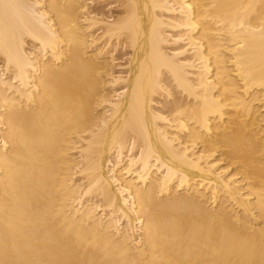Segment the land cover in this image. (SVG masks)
Returning a JSON list of instances; mask_svg holds the SVG:
<instances>
[{
  "label": "bare ground",
  "instance_id": "obj_1",
  "mask_svg": "<svg viewBox=\"0 0 264 264\" xmlns=\"http://www.w3.org/2000/svg\"><path fill=\"white\" fill-rule=\"evenodd\" d=\"M98 2L0 0V264H264V0Z\"/></svg>",
  "mask_w": 264,
  "mask_h": 264
},
{
  "label": "rangeland",
  "instance_id": "obj_2",
  "mask_svg": "<svg viewBox=\"0 0 264 264\" xmlns=\"http://www.w3.org/2000/svg\"><path fill=\"white\" fill-rule=\"evenodd\" d=\"M109 0H107V1H102V0H99V2L98 3H95L94 5H91L94 9H100V7H101V9L100 10H102V13H104V14H107V15H110V13H112V12H114V7H115V3H110V4H108L107 5V3H109L108 2ZM107 2V3H106ZM111 2V1H110ZM100 3H102V4H100ZM112 4H114V6H112ZM106 5V6H105ZM108 6V7H107ZM96 7H98V8H96ZM104 8V9H103ZM107 8V9H106ZM109 9H111V10H109ZM110 11H112V12H110ZM110 12V13H109ZM123 51V50H122ZM122 51H115L114 52V55L118 58V59H116L115 61H114V64H124V61H125V58L124 57H126L127 56V54H125L124 56H120V55H122ZM124 52V51H123ZM117 66V67H116ZM114 71L116 72V74H118V73H120L119 71H120V68H119V66L118 65H114Z\"/></svg>",
  "mask_w": 264,
  "mask_h": 264
}]
</instances>
